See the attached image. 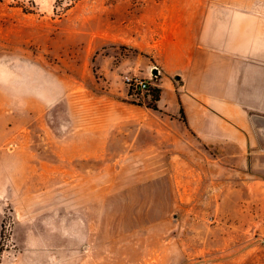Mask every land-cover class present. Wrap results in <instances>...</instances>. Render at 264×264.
I'll return each instance as SVG.
<instances>
[{
    "label": "rangeland",
    "instance_id": "obj_1",
    "mask_svg": "<svg viewBox=\"0 0 264 264\" xmlns=\"http://www.w3.org/2000/svg\"><path fill=\"white\" fill-rule=\"evenodd\" d=\"M196 2L0 0V264H264V211L161 67Z\"/></svg>",
    "mask_w": 264,
    "mask_h": 264
},
{
    "label": "crops",
    "instance_id": "obj_2",
    "mask_svg": "<svg viewBox=\"0 0 264 264\" xmlns=\"http://www.w3.org/2000/svg\"><path fill=\"white\" fill-rule=\"evenodd\" d=\"M263 5L260 0L185 5L170 18L161 60L163 73L175 81L188 129L207 152L215 151L218 174L229 162L232 177L239 178L232 181L233 191L245 193L247 205L262 211Z\"/></svg>",
    "mask_w": 264,
    "mask_h": 264
},
{
    "label": "built area",
    "instance_id": "obj_3",
    "mask_svg": "<svg viewBox=\"0 0 264 264\" xmlns=\"http://www.w3.org/2000/svg\"><path fill=\"white\" fill-rule=\"evenodd\" d=\"M126 82L135 94H144L150 89L149 82L144 78L131 76L126 79Z\"/></svg>",
    "mask_w": 264,
    "mask_h": 264
},
{
    "label": "trees",
    "instance_id": "obj_4",
    "mask_svg": "<svg viewBox=\"0 0 264 264\" xmlns=\"http://www.w3.org/2000/svg\"><path fill=\"white\" fill-rule=\"evenodd\" d=\"M148 92H149V90H148ZM155 95V100H158V95H156V94H154Z\"/></svg>",
    "mask_w": 264,
    "mask_h": 264
}]
</instances>
